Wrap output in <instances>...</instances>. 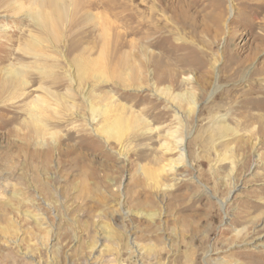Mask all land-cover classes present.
I'll use <instances>...</instances> for the list:
<instances>
[{"label": "rangeland", "instance_id": "1", "mask_svg": "<svg viewBox=\"0 0 264 264\" xmlns=\"http://www.w3.org/2000/svg\"><path fill=\"white\" fill-rule=\"evenodd\" d=\"M8 2L0 264H264V0Z\"/></svg>", "mask_w": 264, "mask_h": 264}, {"label": "bare ground", "instance_id": "2", "mask_svg": "<svg viewBox=\"0 0 264 264\" xmlns=\"http://www.w3.org/2000/svg\"><path fill=\"white\" fill-rule=\"evenodd\" d=\"M9 2V7H12L11 8V10L12 11H14V13H19L22 9H23V7H22V5L21 4H19L18 3V1L19 0H8ZM4 4V3H3ZM5 4H7V3H5ZM4 6V5H3ZM1 8H3V7H1ZM230 8V13H232L233 12V9H232V6L231 7H229ZM7 10V9H6ZM5 11V10H4ZM10 11V10H9ZM8 12V11H7ZM13 13V12H12ZM14 15V14H13ZM4 16V15H3ZM10 16V15H9ZM18 16V15H17ZM27 18H29L32 22H35V23H43V19H44V16L42 15V13L40 12V11H33L32 13H30V12H28V13H26V15H25ZM5 17V16H4ZM42 27V26H41ZM40 27V29H42ZM43 28H46V27H43ZM10 36V35H9ZM22 38V37H21ZM15 39V38H14ZM15 42L17 41V40H14ZM19 41V40H18ZM22 41H23V39H22ZM34 41H35V39L34 38H32L31 39V42L32 43H34ZM30 42V43H31ZM22 43V42H21ZM18 44V43H17ZM26 44V43H25ZM148 44V43H147ZM14 50V49H13ZM15 52V51H14ZM18 52V51H17ZM20 53H21V51H20ZM22 53H23V51H22ZM13 55V54H12ZM24 55V54H23ZM20 56V55H19ZM8 57V56H7ZM10 57V56H9ZM33 58H36V56L34 55L33 56ZM17 59H18V57H17ZM5 60V59H4ZM12 60H14V59H12ZM11 61V60H10ZM16 62V61H15ZM42 63V62H41ZM32 64V63H31ZM25 66V65H24ZM33 66V65H32ZM42 66V65H41ZM7 67V66H6ZM27 67V66H26ZM34 67V66H33ZM20 69V68H19ZM34 69H35V67H34ZM21 70V69H20ZM20 70H18L17 68H15V66L13 67V66H10L7 70H5V72H4V75H6L7 76V78H9L10 79V81L9 82H7V85L8 84H11V83H15V81L17 80L18 81V79L20 78V76H21V72H20ZM0 75H1V73H0ZM38 76H40V75H38ZM3 77V76H2ZM67 77H69L68 75H67ZM6 78V79H7ZM56 78V77H55ZM70 78H71V76H70ZM3 79V78H2ZM52 79V78H51ZM71 80V79H70ZM72 80H73V78H72ZM56 82V81H55ZM54 84V83H53ZM60 84V83H59ZM15 85V84H14ZM21 85H26L25 84V82L24 83H21ZM10 86V85H9ZM20 86V85H19ZM52 86V85H51ZM63 86V85H62ZM15 87H16V85H15ZM23 87V86H22ZM17 88V87H16ZM24 88V87H23ZM21 89V88H20ZM11 90V89H10ZM13 90H15V89H13ZM17 90V89H16ZM13 92V91H12ZM15 92V91H14ZM67 93V92H66ZM8 94V93H7ZM69 94V93H68ZM156 94V93H155ZM16 95V94H15ZM14 96V95H13ZM65 98V97H64ZM3 101H5V100H3ZM12 101V100H11ZM1 102V101H0ZM68 103V102H67ZM4 104V103H3ZM68 106V105H67ZM6 107V106H5ZM69 107V106H68ZM66 109V108H65ZM68 109V108H67ZM8 110V109H7ZM19 119V118H18ZM38 119V118H37ZM260 121V120H259ZM263 121H264V119H263ZM260 123H262V121H260ZM22 125V124H21ZM18 131V130H17ZM22 136V135H21ZM65 137H67V136H65ZM16 142V141H15ZM40 142V141H39ZM10 144V143H9ZM19 144V143H18ZM39 145H40V143H38ZM21 145H23V144H21ZM25 145V144H24ZM35 147V146H34ZM36 149V148H35ZM38 149V148H37ZM35 152V151H34ZM37 153V152H36Z\"/></svg>", "mask_w": 264, "mask_h": 264}]
</instances>
